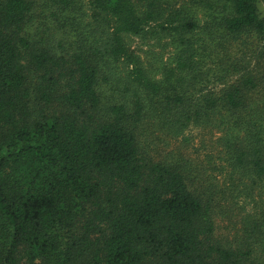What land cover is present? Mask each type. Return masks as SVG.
Listing matches in <instances>:
<instances>
[{
  "label": "trees",
  "instance_id": "16d2710c",
  "mask_svg": "<svg viewBox=\"0 0 264 264\" xmlns=\"http://www.w3.org/2000/svg\"><path fill=\"white\" fill-rule=\"evenodd\" d=\"M191 3L0 0V264H264V0Z\"/></svg>",
  "mask_w": 264,
  "mask_h": 264
},
{
  "label": "rangeland",
  "instance_id": "374dc122",
  "mask_svg": "<svg viewBox=\"0 0 264 264\" xmlns=\"http://www.w3.org/2000/svg\"><path fill=\"white\" fill-rule=\"evenodd\" d=\"M167 1L174 2L172 7H182L183 9H187V16L191 21L195 23L197 21L200 25L204 23L206 19L204 11L196 8V5L191 3L192 0ZM167 42L168 40L166 38L157 40L151 38L132 37L128 39V43L136 52L140 54L145 65H157L160 62H166L171 58L173 54V47L169 46ZM206 63L211 62L208 61ZM151 137L153 139L151 144L153 156H157L158 151H160L162 153V158L166 155L167 160L173 159V155L176 156L178 154H182L191 163L196 164L197 160H211V157L207 154L211 152V155H213L214 153L212 150V139L214 136H211V134L201 128L190 127L182 136L177 138H168L165 144H161L159 147H156L158 135L153 133ZM151 137L149 139H151ZM213 160L217 161L214 157L212 161ZM250 207L251 206L248 205L246 208L249 209Z\"/></svg>",
  "mask_w": 264,
  "mask_h": 264
}]
</instances>
